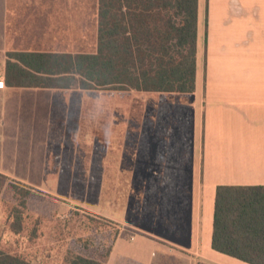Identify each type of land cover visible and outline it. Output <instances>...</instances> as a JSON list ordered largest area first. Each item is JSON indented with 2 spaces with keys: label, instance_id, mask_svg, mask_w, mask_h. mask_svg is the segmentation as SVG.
Wrapping results in <instances>:
<instances>
[{
  "label": "crops",
  "instance_id": "0c3cea01",
  "mask_svg": "<svg viewBox=\"0 0 264 264\" xmlns=\"http://www.w3.org/2000/svg\"><path fill=\"white\" fill-rule=\"evenodd\" d=\"M97 38L98 0H0V174L76 179L75 161L56 160L76 148L64 140L77 130L91 149L95 124L98 177L88 180L106 182L101 210L122 207L99 214L121 225L104 264H248L211 238L218 186H264V0H198L190 93L101 89L94 110L75 103L76 91L92 90L5 86L8 52L90 54ZM41 109L58 113L57 140L44 123L35 139L23 136L33 128L20 116L36 120Z\"/></svg>",
  "mask_w": 264,
  "mask_h": 264
},
{
  "label": "trees",
  "instance_id": "16d2710c",
  "mask_svg": "<svg viewBox=\"0 0 264 264\" xmlns=\"http://www.w3.org/2000/svg\"><path fill=\"white\" fill-rule=\"evenodd\" d=\"M198 0H98L94 53L8 52L7 87L190 93L195 89ZM4 225L15 237L35 243L46 218L29 208L34 190L0 174ZM72 239L56 264H104L121 225L91 211L71 213ZM66 225V224H65ZM68 225V223H67ZM61 226V224H60ZM69 226V225H68ZM98 234L95 241L93 235ZM70 235V232H68ZM95 237V236H94ZM213 250L248 264H264V186H218L211 238ZM0 245V264H48ZM195 264H210L197 261Z\"/></svg>",
  "mask_w": 264,
  "mask_h": 264
},
{
  "label": "rangeland",
  "instance_id": "374dc122",
  "mask_svg": "<svg viewBox=\"0 0 264 264\" xmlns=\"http://www.w3.org/2000/svg\"><path fill=\"white\" fill-rule=\"evenodd\" d=\"M76 101L81 102L83 101L86 106L90 105V107L94 110H99L101 104V95L104 92L102 90H92L89 92L84 93V95H80L78 91H76ZM105 94V93H104ZM111 94V95H110ZM108 102L111 99L114 100V95L112 93H107ZM103 96V95H102ZM111 96V97H110ZM79 99H82L79 101ZM38 118H31V117H23L20 116V123L22 126H26L27 128H33V130H25L22 132L24 137L35 139L37 137L36 130L44 125L48 130V136L52 140H57V116L58 113L55 111H48L41 109L39 112ZM25 127V128H26ZM96 125L93 124L92 126V135H91V149L90 148H83V129L82 132H75L74 141L67 138L64 141H68L70 145H75V149L64 150L66 154L62 158H58L56 162L61 161H70L76 162V165L70 166L73 167L75 178L74 180H67L61 178L60 180H31V181H16L19 182L27 187H30L34 190L35 197L30 201L29 208L35 215H42L46 218V225L43 228L44 234L35 243H28L26 239L23 237L19 238V242L23 245L12 246L9 244H14L15 237L11 234V232L7 229L4 225V213H3V202L11 201V195L8 190H4L0 199V245L11 246V248H18L17 250L21 252H25L30 257H35V261L43 258V256L48 252L50 255V259L46 260L48 264H56L58 258H61V254L66 248L71 249L72 251H78V246L72 239V231L76 229V226L79 225L75 221H70L71 213L78 212L80 214L83 211H91L96 214L104 213L106 214L107 211L110 212H117L118 210H122L120 206L119 209L116 206L110 205L108 202L104 201L103 210H101L100 205V184H106V182H100L98 179L93 178V180H88L89 177H98V165L94 163L98 162V135L94 133L96 130ZM52 131L53 133H50ZM41 132V131H40ZM86 139V138H85ZM62 141V140H60ZM73 142V143H72ZM88 145L90 141L88 138L86 139ZM10 144L9 141L6 142L8 146ZM21 146V144H20ZM74 152V156H72ZM69 154V155H68ZM91 162V163H90ZM55 163V162H54ZM87 163V164H84ZM50 165V164H49ZM47 165L49 168L50 166ZM55 167H62V165L58 164ZM64 168L68 169L67 166ZM50 176H57V175H50ZM60 177H66L67 174H59ZM85 177L86 179H82ZM128 186L125 190V193L129 194L131 192V185L132 182H127ZM103 190V188H102ZM123 191H121V196L123 195ZM131 196V195H130ZM105 200V197H104ZM121 200V199H120ZM130 205V204H129ZM68 223V225H67ZM61 224V226H60ZM66 224V225H65ZM149 229H151L149 227ZM70 232V235H68ZM76 232L77 229H76ZM95 236V237H94ZM92 238L95 241L99 240L98 234L93 235ZM170 264H173L170 261Z\"/></svg>",
  "mask_w": 264,
  "mask_h": 264
}]
</instances>
